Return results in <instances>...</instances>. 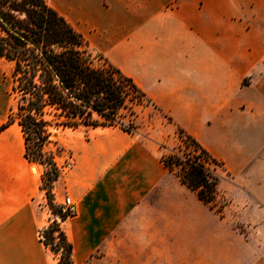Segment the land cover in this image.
I'll list each match as a JSON object with an SVG mask.
<instances>
[{"label": "crops", "instance_id": "0c3cea01", "mask_svg": "<svg viewBox=\"0 0 264 264\" xmlns=\"http://www.w3.org/2000/svg\"><path fill=\"white\" fill-rule=\"evenodd\" d=\"M46 2L174 125L224 150L233 186L256 203L244 212L257 222L241 214L239 232L162 165L154 128L95 129L69 146L72 167L52 187L56 204L74 205L61 224L74 264H264V0ZM12 84L0 68V126ZM41 174L11 123L0 132V264H58L38 238L52 221Z\"/></svg>", "mask_w": 264, "mask_h": 264}, {"label": "trees", "instance_id": "16d2710c", "mask_svg": "<svg viewBox=\"0 0 264 264\" xmlns=\"http://www.w3.org/2000/svg\"><path fill=\"white\" fill-rule=\"evenodd\" d=\"M0 59L13 64L11 94L17 101L0 132L16 122L23 134L25 158L49 167L41 176V190L55 218L40 241L58 264H74L72 244L61 227L70 216L62 213L52 193L60 177L58 164L43 150L51 129L118 127L134 133L138 128L133 105L151 103L161 110L102 55L97 57L101 64H96L82 34L46 0H0ZM177 133L181 146L162 154V165L221 216L214 206L220 176L207 162L220 163L195 138L180 128Z\"/></svg>", "mask_w": 264, "mask_h": 264}, {"label": "rangeland", "instance_id": "374dc122", "mask_svg": "<svg viewBox=\"0 0 264 264\" xmlns=\"http://www.w3.org/2000/svg\"><path fill=\"white\" fill-rule=\"evenodd\" d=\"M88 51L91 54V57L94 58L96 64H101L100 61L97 60L98 52L95 48L91 47L88 43ZM104 56V55H102ZM0 68L3 72L4 77L11 80L12 71H13V64L8 62L4 59H0ZM12 107L15 108L16 105V98L13 96ZM133 109L135 111L136 117L134 118V123L137 126V131L142 133H147L149 130L154 128L156 131V135L163 137L162 139V146L164 149H161V154H167L172 151H177L178 147L181 146L180 140L178 138L177 129L180 128L173 124L171 118L164 112H159L151 103H144L142 105H133ZM127 115V113L124 111ZM170 118V120L167 119ZM124 123L126 127L128 126L127 123V116L124 118ZM99 129V128H95ZM93 128H65L60 130L51 129V136L49 139V143L45 145L43 148L46 155H51L54 157L56 163L58 165H62L65 162H73L71 151L69 146L77 140H87L88 136L93 133ZM181 129V128H180ZM203 145V144H202ZM204 147H209L208 143L204 144ZM206 148V149H207ZM182 151H185L184 147H182ZM209 154L216 159L220 166H217L213 162H207V165L210 169L215 170V172L220 176V181L218 185V195L215 200L214 206L216 209L221 210V216L216 214L218 218H224L227 222L232 223V225L237 228L239 232H245L246 228L243 227L244 224L239 222L238 217L242 214H246V218L249 219L250 223L257 222V215L254 211L249 212L246 210L244 212L245 207L248 205H252L256 207V203L248 197L245 193L241 192V190L237 189L233 186V183L230 178L229 167L227 166L225 161L223 160L224 150L221 149H209ZM182 154V152H179ZM34 171L42 172L43 173L49 169L48 166L41 165L39 163L31 162ZM65 174H60V177L63 178ZM59 177V178H60ZM230 190L234 191V194L230 195ZM46 198V197H45ZM61 206L60 204H57ZM48 206V205H47ZM56 211V210H55ZM44 219H54V215L52 214L51 210L48 209L44 212ZM248 216V217H247ZM245 218V220H246ZM58 221V219H56ZM47 227V226H46ZM45 227V228H46ZM44 228V229H45ZM43 229V230H44ZM43 236V231H41L38 235V238L41 239ZM61 250L58 252V257L61 256ZM56 260V258L53 256ZM54 264H56L54 262Z\"/></svg>", "mask_w": 264, "mask_h": 264}, {"label": "built area", "instance_id": "2783aa9c", "mask_svg": "<svg viewBox=\"0 0 264 264\" xmlns=\"http://www.w3.org/2000/svg\"><path fill=\"white\" fill-rule=\"evenodd\" d=\"M72 163L71 162H65L62 165H58V170H59L60 174H66L71 169ZM61 210H62V213H65L69 216H72L74 214V211H75L74 205L68 197H66L63 200V203L61 205ZM56 219L59 220L58 216L56 217ZM42 238H43V236H41V239Z\"/></svg>", "mask_w": 264, "mask_h": 264}]
</instances>
